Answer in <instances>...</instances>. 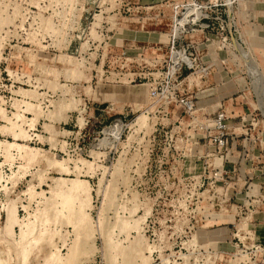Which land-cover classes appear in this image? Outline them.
I'll return each mask as SVG.
<instances>
[{"label": "rangeland", "instance_id": "obj_1", "mask_svg": "<svg viewBox=\"0 0 264 264\" xmlns=\"http://www.w3.org/2000/svg\"><path fill=\"white\" fill-rule=\"evenodd\" d=\"M172 2L0 0L5 264H264V0H219L222 37L228 35L231 47L221 48L215 38L202 55L215 64L212 74L187 78L193 115L180 105L167 113L151 109L147 75L155 55L117 54L134 46L135 30L148 16L138 6L160 5L162 21L153 29L170 32ZM208 51L218 55L207 59ZM221 71L229 82L218 92ZM219 96L232 117L224 176L212 170L224 160L210 133L192 122L213 117ZM140 116L146 124H138ZM17 121L26 138L14 135L10 126ZM116 121L124 127L108 134ZM7 142L23 149L14 151L13 167ZM73 182L82 191H71ZM73 195V220L81 228L60 205ZM12 207L20 219L30 214L33 230L24 238L18 224L8 228ZM25 248L31 249L27 260Z\"/></svg>", "mask_w": 264, "mask_h": 264}, {"label": "built area", "instance_id": "obj_2", "mask_svg": "<svg viewBox=\"0 0 264 264\" xmlns=\"http://www.w3.org/2000/svg\"><path fill=\"white\" fill-rule=\"evenodd\" d=\"M221 6L219 0L207 3L192 0L187 3L173 5L174 14L172 28L169 32L168 55L162 59L160 57L151 58L153 71L147 75L149 79L148 98L152 101L151 109L154 107L162 108V111L167 113L171 105H180L190 115L198 111L195 97L190 95L187 90L186 80L190 75L198 72L202 77H209L215 64L203 61L200 49L198 46L193 45L191 39L197 34H201L207 46H210L215 38H219V41L223 44L221 48L231 47V43L227 42L228 35L222 37L226 31V25L221 15L223 11ZM230 21L234 22V18ZM109 39L108 36L105 40ZM104 43L106 44L107 41ZM126 56L127 51L123 50L119 58H129ZM143 62L148 63L146 60ZM229 120L230 115L223 107H219L213 113V117L205 122H197L196 117L193 116L192 122L198 123L200 125L199 129L210 133L209 137L218 150L215 155L220 160L223 157L222 150L228 148L231 137ZM211 129L212 131H210ZM190 156L199 161L206 157L203 154L188 155V157ZM212 170H215V174H218V176H224L228 172L224 170V165L213 167ZM256 198L259 199L256 201L261 200L257 196ZM255 246L257 249L262 248V245L258 243H255Z\"/></svg>", "mask_w": 264, "mask_h": 264}, {"label": "crops", "instance_id": "obj_3", "mask_svg": "<svg viewBox=\"0 0 264 264\" xmlns=\"http://www.w3.org/2000/svg\"><path fill=\"white\" fill-rule=\"evenodd\" d=\"M172 1L173 2L170 3L169 6H171L170 7L171 8L170 10H171V13H172L171 17L173 18V14H174L173 5L174 4H183V3L190 2L192 0H172ZM197 1L207 3V2H212L214 0H197ZM159 6L160 5L151 4V5H148V6H138L137 7V9H136L137 11L136 12H143L145 14L147 13L148 16L146 18L144 17L143 23L139 27V30H135V33H134L133 36H134V39L136 40V43L134 41V43H135L134 46H131V47L124 46L123 47V49H125L127 51V53H129V54L135 53L134 57L133 56H129V58H133L134 60H138V59L142 60V59H145L146 53H150L151 55H155L156 57H159L161 55L164 56L165 55V51H167V53H168L169 32H161V31H158V29H153V25H152L153 23L157 24V22H161L162 21L160 19L161 16H162L161 10H160L161 8ZM222 10H223V8H222ZM139 17H141V16H139ZM147 19H149V21H146ZM159 20H161V21H159ZM144 22H147L149 25H152V27H151L152 29H148V26H147L148 24L146 25ZM157 26L158 25H155L154 28H157ZM124 28H127V27L125 26ZM163 33L168 35L167 41L161 39L160 34H163ZM123 36H127V34H124ZM123 38L126 39V37H123ZM191 42L193 43L194 46H198V48L200 49L201 57H202L203 53H206V49H209V46H207L204 43L203 35H201V34H197V37L191 39ZM164 48H166V49H164ZM122 51H120L117 54H120ZM207 54L208 55L206 57H207V59H210V60L215 59L216 56L218 55L215 52H209V51L207 52ZM220 73H221V75H220L221 78H219V80H221V79L222 80L215 84L216 88L218 87V89H217L218 92L224 91L226 89V84L229 82V81L224 82L226 71H221ZM219 98H218L219 101H217V100H215V101L217 103H219V105H218L219 107H223L224 108V105H223L224 98H222L220 96H219ZM214 99L215 98H213L211 100L213 101ZM208 101L205 102V103H202V104L210 105L209 102H212V101H209V102ZM224 109L227 111L226 108H224ZM228 114H229V112H228ZM231 122H232V117L230 116V120H229L230 125H231ZM227 155H228V152H227L226 155H223V157L221 158V160H224V162H223L224 167H225V159L227 160ZM262 217L264 218V211L262 212ZM263 222H264V220H263Z\"/></svg>", "mask_w": 264, "mask_h": 264}, {"label": "bare ground", "instance_id": "obj_4", "mask_svg": "<svg viewBox=\"0 0 264 264\" xmlns=\"http://www.w3.org/2000/svg\"><path fill=\"white\" fill-rule=\"evenodd\" d=\"M76 60V59H75ZM74 78V77H73ZM74 100V99H73ZM29 105V104H28ZM37 115V114H36ZM19 117H22L20 114L18 115ZM144 116V115H143ZM38 117V116H37ZM141 118H139V123L138 124H140V122H142L141 124H144V122H145V120H144V118L145 117H142V116H140ZM39 118V117H38ZM38 118L37 119H32V121H31V124H32V126L34 125V123H35V121L36 120H38ZM137 118V119H138ZM22 119V118H21ZM23 119H24V116H23ZM22 119V120H23ZM146 119V118H145ZM19 120V119H18ZM136 121H138V120H136ZM24 124V123H23ZM23 124H20L18 121L17 122H15V123H13L10 127L13 129V131H14V135L15 136H22L23 138H26L27 137V135H28V133H27V130L26 129H24V127H23ZM134 124H136V123H134ZM140 124V125H141ZM145 124H146V122H145ZM137 125V124H136ZM124 127V124H123V122L122 121H116L115 123H114V125H112L109 129H107V131H108V134H112V133H115V134H117L118 132L117 131H119L121 128H123ZM143 127V126H142ZM2 147V150H1V153H3L4 151V147L3 146H1ZM15 150H17V151H22L23 149L22 148H20V147H17L16 149H13V146L10 144V143H6V151H8L9 152V155L11 156L10 158L12 159L10 162H9V164H11V166L13 167L14 165H15V159H16V156H15V153H14V151ZM95 153V152H94ZM0 166H1V163H0ZM12 170H13V168H12ZM12 172H14V171H12ZM79 182V181H78ZM83 182H85V181H83ZM74 183V185L73 186H75V188H73L71 191H73V190H75V192H76V190H77V188H79V190H81L82 189V187H76V185H75V182H73ZM77 185H79L78 183H76ZM83 184V183H82ZM87 184V183H86ZM58 185V184H57ZM60 185V184H59ZM71 186V188L73 187L72 185H70ZM83 186V185H82ZM84 188L86 187L87 189H88V186L86 185L85 186V184H84V186H83ZM81 188V189H80ZM66 189H68V188H66ZM84 190V189H83ZM29 191V190H28ZM28 191H27V193L26 194H28ZM65 191V193H66V191L67 190H64ZM63 191V192H64ZM69 191V190H68ZM67 191V194L69 193ZM70 191V193L71 194H69V195H72V192ZM82 191V190H81ZM90 191V190H89ZM30 192H33V191H30ZM29 192V193H30ZM61 192V191H60ZM59 192V193H60ZM80 191H78V193H79ZM83 192H85V191H83ZM56 194H57V192H55ZM82 192H80V194H81ZM55 194V195H56ZM62 194V193H61ZM83 194V193H82ZM82 194H81V196H82ZM84 194H87V191L84 193ZM75 195H77V193H75ZM61 197V195H58L57 194V197ZM63 196L65 197V195H64V193H63ZM59 197V199H61ZM74 195L72 196V198H67V199H65V200H63V203L61 202L62 201V199H64L63 197H62V199H61V203L62 204H60V205H62L63 206V208H65L66 210H68V212H70V219H69V222L70 223H72L73 225H74V227L75 228H81V226L79 225L81 222L80 221H78L77 222V220H73V211H74V202H75V200H74ZM77 197H79V196H77ZM77 199V198H76ZM79 207V206H78ZM84 218V217H83ZM80 220V219H79ZM81 220H83V219H81ZM16 224H18L19 225V227H20V235H21V237L22 238H24L25 236H27L29 233H31L32 232V230H33V228H32V225H33V223H32V221H31V219H30V214H28V216H26L25 218H21L20 219V217L18 216V213H17V209L15 208V207H12V208H10L9 209V211H8V228L9 229H11V228H13V226L14 225H16ZM81 224H84V223H81ZM84 228V227H83ZM39 240H37V242H38ZM75 244H77V241H76V243ZM76 246V245H75ZM74 246V247H75ZM76 248V247H75ZM75 248H71L69 251H68V255H73L74 254V252H75ZM76 250H77V248H76ZM31 252V249H29V248H25V251H24V257H25V259L27 260L28 259V257H29V253ZM60 260L61 261H64L63 259H62V257L60 258ZM144 262H146V261H144ZM143 262V263H144ZM0 264H5V262L0 258Z\"/></svg>", "mask_w": 264, "mask_h": 264}, {"label": "water", "instance_id": "obj_5", "mask_svg": "<svg viewBox=\"0 0 264 264\" xmlns=\"http://www.w3.org/2000/svg\"><path fill=\"white\" fill-rule=\"evenodd\" d=\"M77 51H78V49H77Z\"/></svg>", "mask_w": 264, "mask_h": 264}]
</instances>
